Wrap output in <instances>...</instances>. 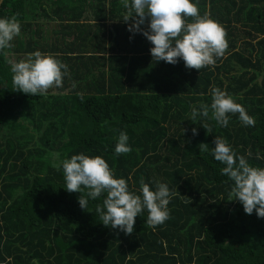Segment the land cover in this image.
Instances as JSON below:
<instances>
[{
	"label": "trees",
	"instance_id": "trees-1",
	"mask_svg": "<svg viewBox=\"0 0 264 264\" xmlns=\"http://www.w3.org/2000/svg\"><path fill=\"white\" fill-rule=\"evenodd\" d=\"M59 1L54 15L69 14L64 10L71 4L92 12L97 27L106 21L125 25L122 0ZM192 2L201 16L226 29L229 44L215 66L200 71L186 68L182 59L175 65L154 61L149 48L130 45L141 33L120 34L99 49L95 26L80 24L89 31L75 34L69 20L57 24L48 43L30 42L28 33L39 36L42 30L26 23L29 0L1 1L0 18L16 14L21 31L14 47L0 52V264H264V218L228 201L233 182L211 154L220 137L264 169V0ZM9 50L54 55L68 66L63 87L44 96L15 91ZM213 87L240 103L255 126H244L238 114H230L227 127L202 116L193 121V107L210 108ZM121 131L132 151L116 156ZM200 143L209 151L201 153ZM79 154L102 157L137 195L142 178L152 190L157 181L167 184L175 193L170 218L153 229L145 210L131 235L104 226L95 212L104 197L88 198L82 209L81 193H69L62 167L53 166Z\"/></svg>",
	"mask_w": 264,
	"mask_h": 264
},
{
	"label": "clouds",
	"instance_id": "clouds-1",
	"mask_svg": "<svg viewBox=\"0 0 264 264\" xmlns=\"http://www.w3.org/2000/svg\"><path fill=\"white\" fill-rule=\"evenodd\" d=\"M122 4L127 9L122 20L127 23L132 18L134 23L128 25V30L142 33L151 42L153 47L150 52L154 61L175 65L182 59L186 68L200 71L215 66L217 59L225 56L229 47L226 29L207 14L201 16L198 5L192 0H122ZM149 18L147 29L142 28ZM188 18L193 22L189 23ZM20 31L16 14L11 18H0V52L14 47L11 42L20 35ZM7 63L11 66L14 90L32 96H44L49 89L63 87V78L68 74L65 63L52 54L40 51L29 53L26 59L18 62L9 59ZM210 94V108L203 103L199 112L192 108L193 121L202 116L214 120L221 127H227L230 114H238L244 126H255V119L225 91L213 87ZM78 95L83 99L82 94ZM202 126L211 133L208 123ZM192 133L198 135L197 129L193 128ZM128 140L127 133L121 131L115 146L116 156L132 151ZM213 143L215 147L211 149V154L216 161L225 165L221 174L233 182L228 201L238 200L246 214L252 215L255 211L258 218H264V169L251 166L246 157L238 155L226 139L215 137ZM199 150L201 153L208 152V144L200 143ZM248 156H251V152ZM53 166L58 170L62 167L65 189L69 193H81L78 202L82 209H87L88 198L97 200L104 197L102 204H97L95 212L106 227L131 235L136 217L145 210L148 212L146 223L153 229L170 218L168 205L175 193L165 183L155 182L156 190H152L142 178L141 195H137L129 191L124 178H115L108 163L100 156L73 155L59 163L54 161ZM32 264H38V261L33 260Z\"/></svg>",
	"mask_w": 264,
	"mask_h": 264
},
{
	"label": "crops",
	"instance_id": "crops-1",
	"mask_svg": "<svg viewBox=\"0 0 264 264\" xmlns=\"http://www.w3.org/2000/svg\"><path fill=\"white\" fill-rule=\"evenodd\" d=\"M73 2H75L77 5H79L77 0H72V4ZM71 5V4H70ZM72 6V5H71ZM56 7V6H55ZM61 6H59L60 8ZM77 6L73 5L71 8H69V10H64V13H69V14H59V16L57 15H52L51 18L52 21L54 20V23L56 22V25L59 22L62 21H68L70 25L72 24H76L77 28L71 30L72 33H77V31H84L87 30L89 31V28H83V29H79L80 24L88 26V24L90 26H95V28H92V32L95 34L93 35V39L94 42H96L98 45L97 48L102 49L103 48V43L105 42V46H107L108 48V44L110 43V40H114V41H118V35H125V33H127L128 30V25L134 23L132 18H129V21L127 23H125V25H121L119 26L117 21H106V22H101L99 27H102L103 25L105 26V30H102L101 28L97 27V25H94V19H93V15L92 12H90L87 8H80V10L78 11L76 9ZM62 9V8H61ZM82 15V16H79ZM50 18V17H49ZM69 18V19H67ZM47 20V17L45 18ZM150 22V18L148 20H146L145 24L142 25L141 27L144 29H147L148 23ZM79 31V32H80ZM78 34V33H77ZM140 37L139 34H136ZM70 36H73V34H71ZM141 33V37L139 40H131L130 41V45L134 44L135 47H140L143 49V52L145 51V48H149L150 49L153 47V45L151 44V42ZM69 40H72V37L69 38ZM118 46H120V44H118ZM117 54V53H116ZM151 54V52H150ZM118 58H121V55L116 56Z\"/></svg>",
	"mask_w": 264,
	"mask_h": 264
},
{
	"label": "rangeland",
	"instance_id": "rangeland-1",
	"mask_svg": "<svg viewBox=\"0 0 264 264\" xmlns=\"http://www.w3.org/2000/svg\"><path fill=\"white\" fill-rule=\"evenodd\" d=\"M49 1H51L52 3L51 4L48 3ZM40 2L42 5L38 6L37 3H40ZM60 4L63 5V3L60 2L59 0H46V2L45 0H29V7H28L29 9L28 17L29 18L27 19L26 23H30L33 25L31 28L32 30H34L35 25H40V28L42 30L39 36H34L32 31L28 33V36L26 38H29L30 42H38L40 44H43V43H48L49 40L51 41L52 36L50 35V32L57 29V25H56V22L54 23L52 19L49 17L53 15L52 11H54L55 6L59 7ZM66 5L69 6V8L72 7L70 4H66ZM41 10L45 11L46 16H49L47 17V20L45 19L46 16L42 15ZM26 12H27V6H26ZM14 40L15 38L13 39V41ZM21 44L23 45L24 42L22 41ZM10 52L11 50L7 52L8 57H10V59L15 60L17 62L21 59L27 58V55H13Z\"/></svg>",
	"mask_w": 264,
	"mask_h": 264
},
{
	"label": "water",
	"instance_id": "water-1",
	"mask_svg": "<svg viewBox=\"0 0 264 264\" xmlns=\"http://www.w3.org/2000/svg\"><path fill=\"white\" fill-rule=\"evenodd\" d=\"M1 1H2V0H0V4H1Z\"/></svg>",
	"mask_w": 264,
	"mask_h": 264
}]
</instances>
